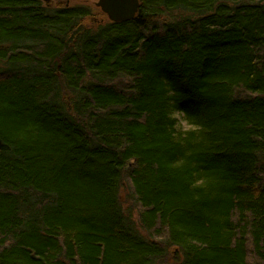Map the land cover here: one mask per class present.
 Masks as SVG:
<instances>
[{
  "label": "trees",
  "instance_id": "trees-1",
  "mask_svg": "<svg viewBox=\"0 0 264 264\" xmlns=\"http://www.w3.org/2000/svg\"><path fill=\"white\" fill-rule=\"evenodd\" d=\"M140 2L0 0V264H264V0Z\"/></svg>",
  "mask_w": 264,
  "mask_h": 264
},
{
  "label": "rangeland",
  "instance_id": "rangeland-1",
  "mask_svg": "<svg viewBox=\"0 0 264 264\" xmlns=\"http://www.w3.org/2000/svg\"><path fill=\"white\" fill-rule=\"evenodd\" d=\"M98 0H65L61 3H57L56 1H44L42 0L44 6L46 7H50V8H57L58 6H82V7H87L89 9H91L92 13H93V18H91V20L88 21V25H99V24H103L105 22H110L108 20V18L101 12V10L99 8H97L95 6V3ZM91 25V26H92ZM130 197V191L128 189H125L124 192H122V202H123V207L127 210V211H131V215L134 217V219L137 221V223H139L138 221V214H139V210L136 207V205L133 203V201L129 198ZM142 234L144 236L147 235V233L143 230H141ZM175 255H174V254ZM169 262L175 263L176 262V253L175 250L171 251V257Z\"/></svg>",
  "mask_w": 264,
  "mask_h": 264
},
{
  "label": "water",
  "instance_id": "water-1",
  "mask_svg": "<svg viewBox=\"0 0 264 264\" xmlns=\"http://www.w3.org/2000/svg\"><path fill=\"white\" fill-rule=\"evenodd\" d=\"M95 6L107 15L110 22L127 23L139 14L141 2L140 0H98Z\"/></svg>",
  "mask_w": 264,
  "mask_h": 264
},
{
  "label": "bare ground",
  "instance_id": "bare-ground-1",
  "mask_svg": "<svg viewBox=\"0 0 264 264\" xmlns=\"http://www.w3.org/2000/svg\"><path fill=\"white\" fill-rule=\"evenodd\" d=\"M102 12V11H101ZM103 13V12H102ZM104 14V13H103ZM105 15V14H104ZM107 17V15H105ZM108 18V17H107Z\"/></svg>",
  "mask_w": 264,
  "mask_h": 264
}]
</instances>
